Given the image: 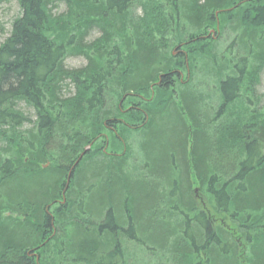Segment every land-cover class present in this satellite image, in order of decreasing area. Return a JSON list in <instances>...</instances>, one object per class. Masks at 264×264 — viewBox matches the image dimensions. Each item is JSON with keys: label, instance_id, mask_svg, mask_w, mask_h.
<instances>
[{"label": "trees", "instance_id": "trees-1", "mask_svg": "<svg viewBox=\"0 0 264 264\" xmlns=\"http://www.w3.org/2000/svg\"><path fill=\"white\" fill-rule=\"evenodd\" d=\"M18 1L0 264H264V0Z\"/></svg>", "mask_w": 264, "mask_h": 264}, {"label": "rangeland", "instance_id": "rangeland-1", "mask_svg": "<svg viewBox=\"0 0 264 264\" xmlns=\"http://www.w3.org/2000/svg\"><path fill=\"white\" fill-rule=\"evenodd\" d=\"M66 11V6L64 2L55 1L53 3V12L55 14H60ZM20 15V6L18 0H0V45L10 36L13 26V21L19 17ZM219 33V25L215 28L209 29V36H212L214 39H218L219 36L216 35ZM100 36V32L95 30L93 31L90 36L87 38V41L95 40ZM218 36V37H217ZM219 40V39H218ZM221 43L223 44L224 48H227V45L231 44L232 37L225 36L224 39L220 38ZM217 42V40H215ZM171 52L174 56H178L181 53L180 48L172 47ZM87 60L83 56H69L65 60V65L69 68H80L85 66ZM186 78V75L183 74V79ZM70 92H73L71 88ZM68 93V92H67ZM256 94L258 98L261 100L262 104L264 105V70L261 71V75L259 77L258 84L256 86ZM20 107L25 111V113L32 119L35 120V111L33 109H29L25 106V104L21 103ZM3 143L0 142V149ZM1 153V152H0ZM33 184H27L28 188L35 189L38 184L44 183L45 179L39 176H33V179L30 180ZM26 186V184H24Z\"/></svg>", "mask_w": 264, "mask_h": 264}]
</instances>
